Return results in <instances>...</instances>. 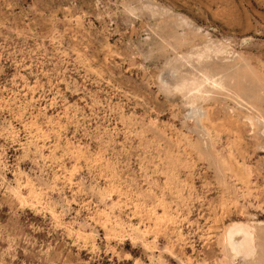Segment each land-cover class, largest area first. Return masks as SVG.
I'll use <instances>...</instances> for the list:
<instances>
[{"label": "rangeland", "instance_id": "374dc122", "mask_svg": "<svg viewBox=\"0 0 264 264\" xmlns=\"http://www.w3.org/2000/svg\"><path fill=\"white\" fill-rule=\"evenodd\" d=\"M263 263L264 0H0V264Z\"/></svg>", "mask_w": 264, "mask_h": 264}, {"label": "bare ground", "instance_id": "6f19581e", "mask_svg": "<svg viewBox=\"0 0 264 264\" xmlns=\"http://www.w3.org/2000/svg\"><path fill=\"white\" fill-rule=\"evenodd\" d=\"M247 65V64H245ZM246 68H244L245 71ZM247 70H248V66H247ZM246 70V71H247ZM253 70V69H252ZM251 71V70H249ZM248 72V71H247ZM246 72V73H247ZM254 74V73H253ZM250 75V74H249ZM243 76V75H242ZM246 76H248L246 74ZM251 76L253 77V75L251 74ZM256 76V74L254 75V77ZM261 75H259L260 77ZM250 77V76H248ZM257 77V76H256ZM258 77V78H259ZM251 78V77H250ZM258 78H256V80H258ZM254 79V78H253ZM261 79V77H260ZM253 81V80H252ZM250 88V87H249ZM237 89V87H236ZM256 92V91H255ZM241 99V98H240ZM245 100V99H244ZM238 234H242L239 241H241V243L239 241H236L239 246H237L234 243V237ZM225 240L227 241L228 245L230 246V251H233L234 255H237L238 253H244L246 256L252 254L254 252V248H255V231L252 228V226L250 225H246L245 223H240V222H235L233 224H231L225 231L224 234ZM226 253V252H225ZM243 254V255H244ZM244 255V256H245ZM247 256V257H248ZM253 256V255H251ZM227 258V257H226ZM264 264V263H263Z\"/></svg>", "mask_w": 264, "mask_h": 264}]
</instances>
